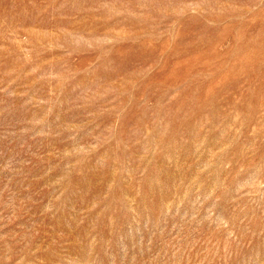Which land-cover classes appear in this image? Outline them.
I'll use <instances>...</instances> for the list:
<instances>
[{
  "label": "rangeland",
  "instance_id": "rangeland-1",
  "mask_svg": "<svg viewBox=\"0 0 264 264\" xmlns=\"http://www.w3.org/2000/svg\"><path fill=\"white\" fill-rule=\"evenodd\" d=\"M0 264H264V0H0Z\"/></svg>",
  "mask_w": 264,
  "mask_h": 264
}]
</instances>
